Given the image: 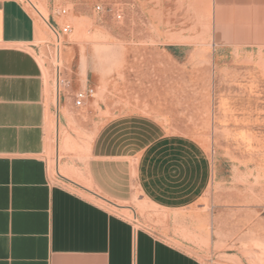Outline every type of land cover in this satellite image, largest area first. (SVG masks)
Returning a JSON list of instances; mask_svg holds the SVG:
<instances>
[{
	"label": "crops",
	"instance_id": "0c3cea01",
	"mask_svg": "<svg viewBox=\"0 0 264 264\" xmlns=\"http://www.w3.org/2000/svg\"><path fill=\"white\" fill-rule=\"evenodd\" d=\"M210 3L214 47L264 49V0ZM58 22L0 0V264H202L155 217L202 198L208 157L149 117L120 115L77 159L61 119L93 90L85 77L60 106L49 59Z\"/></svg>",
	"mask_w": 264,
	"mask_h": 264
},
{
	"label": "rangeland",
	"instance_id": "374dc122",
	"mask_svg": "<svg viewBox=\"0 0 264 264\" xmlns=\"http://www.w3.org/2000/svg\"><path fill=\"white\" fill-rule=\"evenodd\" d=\"M32 1L70 28L60 36V106L85 77L93 90L61 119L70 152L80 159L97 125L120 115L193 140L209 187L181 216L156 220L202 264H264V49L214 47L210 0Z\"/></svg>",
	"mask_w": 264,
	"mask_h": 264
},
{
	"label": "bare ground",
	"instance_id": "6f19581e",
	"mask_svg": "<svg viewBox=\"0 0 264 264\" xmlns=\"http://www.w3.org/2000/svg\"><path fill=\"white\" fill-rule=\"evenodd\" d=\"M25 3V6L30 9L32 11V13L44 20H46V15L44 14V10L43 9H39L32 0H21ZM69 19V17H68ZM50 27V26H49ZM57 41V47H56V52H55V58L54 61L56 63V79H55V84H56V91H60L61 89V78H60V73H61V67L63 65V58H62V54H61V48H60V37L59 39L56 38ZM58 95V94H57ZM58 99V98H57ZM58 111V110H57ZM57 128V127H56ZM57 133V132H56ZM68 143L67 141L65 142ZM58 173V172H57ZM71 182V181H70ZM81 186V185H80Z\"/></svg>",
	"mask_w": 264,
	"mask_h": 264
},
{
	"label": "built area",
	"instance_id": "2783aa9c",
	"mask_svg": "<svg viewBox=\"0 0 264 264\" xmlns=\"http://www.w3.org/2000/svg\"><path fill=\"white\" fill-rule=\"evenodd\" d=\"M97 9H99V8H97ZM61 14H65V11H62ZM69 31H70V28L68 26H66L62 29H59V31L52 29L54 37L58 38V39L61 35H66ZM91 94H92V91L77 93V95L75 97V105L80 106L82 101L86 98V96L91 95Z\"/></svg>",
	"mask_w": 264,
	"mask_h": 264
}]
</instances>
